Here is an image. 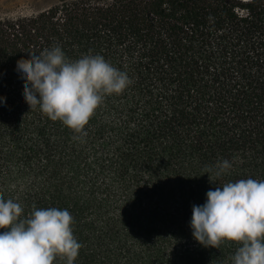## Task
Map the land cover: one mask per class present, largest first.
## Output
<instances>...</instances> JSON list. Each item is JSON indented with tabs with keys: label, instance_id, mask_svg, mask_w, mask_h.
Returning a JSON list of instances; mask_svg holds the SVG:
<instances>
[{
	"label": "trees",
	"instance_id": "obj_1",
	"mask_svg": "<svg viewBox=\"0 0 264 264\" xmlns=\"http://www.w3.org/2000/svg\"><path fill=\"white\" fill-rule=\"evenodd\" d=\"M53 45L131 80L78 133L23 100L17 66ZM0 101V198L24 216L67 209L73 264H231L238 245L203 247L189 221L210 188L264 179V0H50L0 17ZM222 159L228 174H205Z\"/></svg>",
	"mask_w": 264,
	"mask_h": 264
},
{
	"label": "clouds",
	"instance_id": "obj_2",
	"mask_svg": "<svg viewBox=\"0 0 264 264\" xmlns=\"http://www.w3.org/2000/svg\"><path fill=\"white\" fill-rule=\"evenodd\" d=\"M28 56L29 62L16 69L25 85L23 100L77 133L106 97L131 83L126 72L100 54L70 60L53 45ZM5 103L0 101V109ZM232 167L228 159L218 160L205 174L220 178ZM23 213L15 198H0V264H54L57 257L73 264L81 244L73 234L71 213L57 207ZM189 227L203 247L218 249L226 241L238 245L231 264H264V179L249 177L210 188L204 203L192 206Z\"/></svg>",
	"mask_w": 264,
	"mask_h": 264
},
{
	"label": "rangeland",
	"instance_id": "obj_3",
	"mask_svg": "<svg viewBox=\"0 0 264 264\" xmlns=\"http://www.w3.org/2000/svg\"><path fill=\"white\" fill-rule=\"evenodd\" d=\"M48 1L50 0H0V17L30 14Z\"/></svg>",
	"mask_w": 264,
	"mask_h": 264
}]
</instances>
